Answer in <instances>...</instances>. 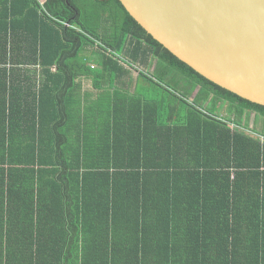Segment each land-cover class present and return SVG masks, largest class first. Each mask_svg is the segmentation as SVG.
I'll list each match as a JSON object with an SVG mask.
<instances>
[{
	"label": "trees",
	"instance_id": "trees-1",
	"mask_svg": "<svg viewBox=\"0 0 264 264\" xmlns=\"http://www.w3.org/2000/svg\"><path fill=\"white\" fill-rule=\"evenodd\" d=\"M153 62L159 82L134 67ZM83 91L98 106L75 111ZM88 113L111 125L92 132ZM221 178L224 195L177 190ZM0 264H264V106L118 0H0Z\"/></svg>",
	"mask_w": 264,
	"mask_h": 264
},
{
	"label": "water",
	"instance_id": "water-1",
	"mask_svg": "<svg viewBox=\"0 0 264 264\" xmlns=\"http://www.w3.org/2000/svg\"><path fill=\"white\" fill-rule=\"evenodd\" d=\"M118 1L200 76L264 106V0Z\"/></svg>",
	"mask_w": 264,
	"mask_h": 264
},
{
	"label": "crops",
	"instance_id": "crops-1",
	"mask_svg": "<svg viewBox=\"0 0 264 264\" xmlns=\"http://www.w3.org/2000/svg\"><path fill=\"white\" fill-rule=\"evenodd\" d=\"M30 70L31 71H35L36 70V72H38L37 67H31ZM31 78L32 79H37L38 75L34 76V74H33V75H31ZM100 94H101V92L98 93V92H95V91L94 92L93 91H89L87 93V95H85V91H83L81 93V98H79L78 101H75V103L73 105V107L76 108L75 111H77V108H81V109L86 108L88 110H91V107H97L98 106L97 100L99 99ZM88 95H91V96L89 98H86V96H88ZM96 109L97 108H92V111H95ZM85 116H90L89 127H91L92 132H105V129L106 128L108 129V126L111 125V122L109 121L110 118H111L110 114H109L108 118H105V116H104L101 120L99 119V117L97 115L93 116L92 113H88ZM225 116H226V107H225V110H224V117ZM107 119H108V122H106ZM105 124H106V127H104ZM230 179L233 180L234 178H230ZM180 183H195V182H180ZM201 183H204L205 187H201V188H197V187H183V188H180V187H177V190H178L179 194L182 195V196H187L188 195V196L194 197V196H197L199 193H202L203 196L208 194V198L214 197L213 195L215 193H220V195L223 193V195H224L227 192V190L230 191V188L229 189H227L226 187L225 188H221L222 184H226L227 183V179L226 178L225 179L224 178H221V179H204V181L201 182ZM152 190H153V192L149 196L156 200V198L158 197V195L155 193L157 191V188L153 187ZM167 195H169V194L165 192L163 194V197L167 196ZM214 212H216V211H214ZM216 217H222V215L220 213H218L216 215ZM230 218H231V216H230ZM232 220L233 219L231 218V221ZM216 226H215V228H216ZM226 226L229 227L230 229L231 228L241 227L240 230L249 231V230H247L245 228H242L243 226L235 227L231 223H228V224L222 223L220 225V227H226ZM211 229H212V227H210V230ZM240 230H238V231H240Z\"/></svg>",
	"mask_w": 264,
	"mask_h": 264
},
{
	"label": "rangeland",
	"instance_id": "rangeland-1",
	"mask_svg": "<svg viewBox=\"0 0 264 264\" xmlns=\"http://www.w3.org/2000/svg\"><path fill=\"white\" fill-rule=\"evenodd\" d=\"M102 26V24L100 23V27ZM125 57H128V56H125ZM120 58L123 60V59H125V60H128V58H124V56H122V55H120ZM129 63H131V62H129ZM156 65H157V62H153V63H148L146 66L145 65H143V64H138V63H136V65L134 66V67H136V68H138V70H140V71H144V72H147V73H149V76L151 77V78H153L155 81H158L157 80V78H159V76H160V74H158V71H155V68H156ZM132 67V66H131ZM135 70H133L131 73H130V75H129V77H128V79L130 80V81H133V80H135V78H136V76H137V74H138V72L139 71H136V72H134ZM137 73V74H136ZM164 79V78H163ZM168 80V79H167ZM167 80H165L164 81V84H162L163 86H165V87H167L170 91H176L178 94H180V89H178V88H174L171 84H170V82H168ZM159 82V81H158ZM167 84H169V85H171L172 87H173V89L172 88H170ZM129 85V84H128ZM128 85L127 84H125L122 88L123 89H125V90H128ZM133 85V87H132V92H134L135 91V89L137 90V88H134V84H132ZM120 87H121V85H120ZM122 89V90H123ZM158 91H159V89H158ZM150 92V91H149ZM149 92H146V93H149ZM190 101H192V100H190ZM216 115L217 116H219V117H222V115H221V113H220V111L219 112H217L216 113ZM256 124V120H255V114H250L249 115V117H248V126H249V128L251 129L252 127H254V126H256L255 125ZM261 127H263V123H262V121L260 120L259 122H258V124H257V127H255V129H257V130H259V128H261Z\"/></svg>",
	"mask_w": 264,
	"mask_h": 264
},
{
	"label": "built area",
	"instance_id": "built-area-1",
	"mask_svg": "<svg viewBox=\"0 0 264 264\" xmlns=\"http://www.w3.org/2000/svg\"><path fill=\"white\" fill-rule=\"evenodd\" d=\"M39 1H41V0H39Z\"/></svg>",
	"mask_w": 264,
	"mask_h": 264
}]
</instances>
